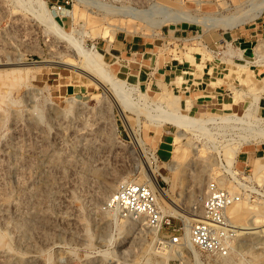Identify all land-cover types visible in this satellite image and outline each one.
I'll use <instances>...</instances> for the list:
<instances>
[{"label": "rangeland", "instance_id": "obj_1", "mask_svg": "<svg viewBox=\"0 0 264 264\" xmlns=\"http://www.w3.org/2000/svg\"><path fill=\"white\" fill-rule=\"evenodd\" d=\"M45 2L107 76L97 84L64 65L84 58L50 33L32 0H0V264H264V176L253 175L264 164V78L233 66L241 53L231 46L235 30L264 19L254 17L264 0ZM243 15L250 20L230 28L216 20ZM195 57L230 70L218 77L219 102ZM181 114L206 127L187 132L178 155L177 131L162 120ZM148 169L180 211L158 199L176 232L103 210L120 182H147ZM213 181L241 196L228 220L258 227L237 228L227 256L200 252L187 236Z\"/></svg>", "mask_w": 264, "mask_h": 264}, {"label": "built area", "instance_id": "obj_2", "mask_svg": "<svg viewBox=\"0 0 264 264\" xmlns=\"http://www.w3.org/2000/svg\"><path fill=\"white\" fill-rule=\"evenodd\" d=\"M53 8L57 13L66 10L65 5H55ZM240 200L239 194L221 188L214 181L210 182L200 204L194 208L195 212H199L200 219L190 226L191 246L209 255H229L235 232L228 227L227 210ZM103 210L114 213L122 220L140 222L154 231H160L165 226L170 229L174 227L171 218L163 212L157 193L147 182H120L104 203ZM173 243L182 245L183 239L177 236L173 238Z\"/></svg>", "mask_w": 264, "mask_h": 264}, {"label": "bare ground", "instance_id": "obj_3", "mask_svg": "<svg viewBox=\"0 0 264 264\" xmlns=\"http://www.w3.org/2000/svg\"><path fill=\"white\" fill-rule=\"evenodd\" d=\"M32 1H33L34 4L37 5L38 10L40 11V13L38 15L36 14L37 17L49 27L50 33H53L54 35L58 36V38H60L61 40L66 41L68 44L71 45V47H73L77 51V53L81 57L84 58V62L80 66H77V65H75L72 62H68V64L66 62V63H64V65H66V66H68V67H70V68H72L74 70H77V71H79L81 73H84L85 75H88L93 80V82H95L97 84H101L98 78H104L105 76H107V74L102 73V70H101V68L99 66L98 60H96L95 58H93L92 56H90L91 54L88 55L89 52L86 53V50L81 45V42L77 41V39H74V37L71 34L65 32L64 28L53 18V16L51 14L47 13V11L44 10L45 4H46L45 0H32ZM256 11L257 12H255V13H257V14L254 15V17L257 18L264 11V2L261 5H259V7L257 8ZM245 16H247V15H243V16H233V17H225V18H216V20H219L220 19V21H219L220 24L221 23L222 24H225L226 27L228 26L230 28V27L237 26V25H239L241 23H245L246 21L250 20V17L249 18H244ZM209 18H211V17H209ZM217 25H218V23H217ZM66 46H68V45H66ZM100 58H102V57H100ZM17 62H18V60H17ZM102 62H103V60H102ZM241 68H243V70H244L242 72H244L246 74L247 73L246 67L245 66H242ZM240 73H241V71H240ZM116 86H118V85L116 84ZM116 92L118 93V95H119L120 98H122V99L125 98V95L123 94V92L120 91L119 86L116 87ZM125 106L127 108L135 109V106L133 104H130L129 102H126V105ZM72 107L73 106H71V108ZM217 119H219V118H217ZM221 119L224 120V118H222V117H221ZM159 120H161V119H159ZM212 121H213V119H212ZM258 121H259L260 124H262V127H263L262 134H264V118H259ZM162 122H166V123L170 124L177 131L176 137H175V140L174 141H175V143L178 146L177 149H176V151H175L178 155L181 152H183V148L182 147L185 146V145H183L182 140L186 137L187 132L191 131L195 126H198L201 131H204V129L206 127V126L204 127V124H205L204 121L198 120L197 118L196 119L195 118H192V117H190L188 115L187 116L186 115H182V114L180 116H178V117L166 118L165 120H162ZM197 148H193V150L194 151H198L199 148L198 149ZM239 151H240V149H239ZM178 168L179 167H177L176 164L170 166V170H172L174 172L177 171ZM227 171H228V173L231 174L232 177L236 178L235 177V175H236L235 174V171L232 169V167L230 165L229 166L227 165ZM146 175L149 178V180H147V183L157 193L158 199L160 197L166 199L168 201V203L170 204V207H172V211H175L176 213L180 212L178 210L177 206L174 205L173 201L169 200L167 194L164 193V192H161V189H160L161 187L158 186L159 183H158V180H157V177H156L154 171L152 169H148ZM253 175L254 176H257V177L264 176V164H262L260 162H257L255 164V166H254V169H253ZM166 180H167V178H166ZM122 182H124V181H122ZM138 182H141V181H138ZM105 195H107V194H105ZM228 210H227V212H228ZM194 216L200 218V214H196V215L194 214ZM194 221H198V219H195ZM228 227L233 232H235V233H237L236 229L238 228L239 233H241V234H245L246 231H248L249 229H256V230L258 229V227H256V226L255 227L252 226L251 228L240 227V226L239 227H236L229 220H228ZM189 232H191V227H190V230L187 231V236H189L188 238H189V242H190V234H189ZM175 253H176V255H179L180 254V251L176 249L175 250Z\"/></svg>", "mask_w": 264, "mask_h": 264}, {"label": "crops", "instance_id": "obj_4", "mask_svg": "<svg viewBox=\"0 0 264 264\" xmlns=\"http://www.w3.org/2000/svg\"><path fill=\"white\" fill-rule=\"evenodd\" d=\"M231 35V46L237 53H241L240 57L238 56L234 58L232 65L238 66L239 64H249L250 68H253L251 69V72L255 76L264 78V63L260 62L258 64L256 61L259 55V48L263 46L264 43V19L247 27L237 29ZM254 60L256 62H254ZM236 62H239V64ZM195 64H203L201 73L204 79L203 83L206 85L205 92L212 94L217 102H219L222 93L225 92L226 89L223 84H219L218 81L220 79L218 77L220 75H226L224 72L229 69L223 66L224 63L219 58L217 60H206L205 62L201 60L200 63H198V58L195 57ZM213 84H216L217 86H213ZM69 90L70 89H67V93H69ZM246 159L243 158L242 163L246 164L248 161Z\"/></svg>", "mask_w": 264, "mask_h": 264}]
</instances>
